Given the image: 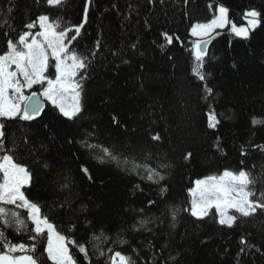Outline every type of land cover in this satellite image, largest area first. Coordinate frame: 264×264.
<instances>
[{
  "label": "trees",
  "instance_id": "trees-1",
  "mask_svg": "<svg viewBox=\"0 0 264 264\" xmlns=\"http://www.w3.org/2000/svg\"><path fill=\"white\" fill-rule=\"evenodd\" d=\"M219 5L227 7L230 25L216 30L220 36L204 57L200 80L194 71L198 37L191 30ZM251 10L261 14L260 24L249 38L236 36L232 25L245 24ZM43 14L59 19L61 28L83 24L69 45L88 59L77 76L81 111L69 119L43 97L46 106L33 120L2 118L0 156L10 153L28 168L31 181L23 192L66 236L75 263L112 264L120 252L132 264H264V213L228 227L215 208L202 219L193 216L190 192L197 178L226 169L245 170L256 180L249 188L253 200L264 192V0H64L58 7L0 0V54L9 39L39 31ZM33 22L35 28H26ZM211 113L219 121L215 128ZM85 142L111 148L127 164L101 163ZM149 169L164 179L147 180ZM6 207L27 219L23 231L0 219L6 241L36 244L35 251L12 254L54 264L47 259V232L33 241L28 210ZM7 250L0 240V252Z\"/></svg>",
  "mask_w": 264,
  "mask_h": 264
},
{
  "label": "snow or ice",
  "instance_id": "snow-or-ice-1",
  "mask_svg": "<svg viewBox=\"0 0 264 264\" xmlns=\"http://www.w3.org/2000/svg\"><path fill=\"white\" fill-rule=\"evenodd\" d=\"M46 2L50 6L58 7L63 4L64 0H46ZM227 12L228 9L221 7L219 16L206 24L197 23L192 27V34L204 37L209 36L217 28H224L229 23ZM246 15L250 17L247 26L232 25V32L245 39L249 38L250 32L260 24L261 14L251 10ZM84 20H87V9L84 12ZM8 23L7 20L3 22V24ZM38 23L40 31L35 34L31 31H24L18 35L15 42L9 39L6 43L7 50L0 54V117L9 119L21 117L25 121L33 120L40 114L43 106L37 99V93L25 95V90L31 89L34 85L46 83L47 86L43 88L42 92L43 97L51 101L63 116L73 119L81 111V84L77 80V76L87 69L88 59L70 49L69 45L71 40L80 35L83 24L74 29L72 27L61 28L59 19L52 20L48 15H40ZM35 27V22L26 25L28 29ZM73 30L75 35L69 38L68 33ZM5 35H8V32H5ZM167 39L170 43L171 37ZM207 43V40H198L194 46L197 61L194 71L200 80H205L203 63ZM98 46L99 42H97ZM50 57L54 61V78L45 75L49 68ZM218 123L215 113H211L209 126L215 128ZM4 128V123H0V149L4 147ZM154 139L159 140L160 137L157 135ZM85 147L92 152L98 151L100 154L97 155V159L101 163L112 161L118 165L127 164V160L121 162L109 147L87 142H85ZM190 156L191 153H188L185 158ZM83 171L87 173L88 170L84 168ZM0 174H2L0 176V219L3 220V223L14 227L17 231H23L27 219L21 218L19 212L6 206L15 205L16 208L28 210L27 218H30L34 223L36 233L31 239L35 241L40 235L47 232V259L52 260L54 264H75L69 255L65 243L66 238L56 232L55 227L49 223L46 217H41L40 207L31 202L22 191V188L31 181V173L27 167L16 163L10 153L5 154L0 156ZM146 179L159 182L164 177L155 170L149 169ZM255 183L256 180L243 170L239 173L226 170L220 177L213 176L197 180L196 187L190 190L192 215L202 219L209 214L210 209L215 207L220 213L219 223L233 227L238 218L246 219L255 216L258 212L264 213V192L260 193L258 200L251 199L255 193L249 188ZM161 190L164 191V189ZM228 209H234L238 215H228ZM143 223L144 221H141V224ZM0 240L5 241V247L8 249L6 252H0V264H43L33 255H12L17 251H35V243L30 247L24 244H9L2 232H0ZM241 244H246L243 238ZM80 251L86 253L87 249L81 246ZM117 259L119 264H132L131 259L120 252L115 253L112 264H117Z\"/></svg>",
  "mask_w": 264,
  "mask_h": 264
},
{
  "label": "rangeland",
  "instance_id": "rangeland-1",
  "mask_svg": "<svg viewBox=\"0 0 264 264\" xmlns=\"http://www.w3.org/2000/svg\"><path fill=\"white\" fill-rule=\"evenodd\" d=\"M221 7H224V8H226L227 9V7L226 6H224V5H219V7H218V10H217V13L210 19V20H207V21H199V22H197V23H199V24H206V23H209L212 19H214V18H216L217 16H219V9L221 8ZM43 15H47V14H43ZM244 17L245 18H247V21H248V19H250V17H248L246 14L244 15ZM227 19H228V21H229V23L228 24H226L225 25V27L224 28H226V27H228L229 25H230V18H229V12H227ZM197 23H195V25L197 24ZM39 24V23H38ZM194 25V26H195ZM241 26H247V22L245 23V24H241V25H239L238 27H241ZM218 29V28H217ZM217 29H215L212 33H214ZM220 29H222V28H220ZM29 31H31L33 34H35L36 32H38V31H34V30H29ZM40 31V30H39ZM212 33H210V35L212 34ZM196 37H198V38H205V37H207V36H204V37H201V36H196ZM51 61H53V58H51L50 57V59H49V67H51L50 66V63H51ZM54 62V61H53ZM49 69L50 68H48V71L45 73V75H47L49 78H54L53 76H51V72L49 71ZM53 69H54V67H53ZM77 80H79L78 78H77ZM79 82H80V80H79ZM80 84H81V82H80ZM47 85H46V83L44 84V87H46ZM32 89V88H31ZM31 89H26L25 90V95H31L32 93H33V91H31ZM34 92H38V91H34ZM42 92H43V90H42ZM42 92H40L41 93V95H42ZM43 96V95H42ZM80 103H81V96H80ZM82 105V104H81ZM0 123H2V117H0ZM25 166V165H24ZM26 167V166H25ZM28 169V168H27ZM227 171H231V172H233V173H239L240 171H234V170H230V169H226ZM226 170H224V171H226ZM29 171V170H28ZM224 171H222V172H219V173H214V174H210V175H207V176H205V177H201V178H197L196 179V181L197 180H204V179H206V178H208V177H220L221 175H223V173H224ZM243 171H245V170H243ZM196 181H195V184H194V186L191 188V189H193V188H195L196 187ZM190 189V190H191ZM250 190V189H249ZM22 191H23V188H22ZM191 192V191H190ZM252 199V198H251ZM213 208H215V207H213ZM216 209V208H215ZM217 210V209H216ZM232 210H234V209H228L227 210V214L228 215H233L234 213H233V211ZM217 212H218V216H219V219H220V213H219V211L217 210ZM41 215V214H40ZM42 217V216H41ZM50 223V222H49ZM56 230V229H55ZM56 232H58L60 235H62V236H64L65 238H66V236L64 235V234H62V233H60L59 231H57L56 230ZM65 243H66V246H67V248H68V241H67V238H66V240H65ZM68 252H69V248H68ZM123 254V253H122ZM12 255H14V254H12ZM20 255H29V254H20ZM20 255H15V256H20ZM69 255H70V253H69ZM124 256H126V257H129L130 258V256L129 255H126V254H123ZM71 256V255H70ZM72 257V256H71ZM76 264V263H75ZM117 264H119V262H118V259H117Z\"/></svg>",
  "mask_w": 264,
  "mask_h": 264
},
{
  "label": "water",
  "instance_id": "water-1",
  "mask_svg": "<svg viewBox=\"0 0 264 264\" xmlns=\"http://www.w3.org/2000/svg\"><path fill=\"white\" fill-rule=\"evenodd\" d=\"M220 36V32L219 31H215L213 34H211V35H209V36H207V37H205V38H198L197 40H196V42L198 41V40H207L208 41V43L205 45V49H206V54L208 53V51H209V48H210V46H211V44L218 38ZM195 42V43H196ZM35 93H37V99L39 100V102L42 104V110H41V112H40V114L42 113V111L44 110V108H45V106H46V100L42 97V95H41V93L40 92H35ZM39 114V115H40ZM38 115V116H39Z\"/></svg>",
  "mask_w": 264,
  "mask_h": 264
}]
</instances>
